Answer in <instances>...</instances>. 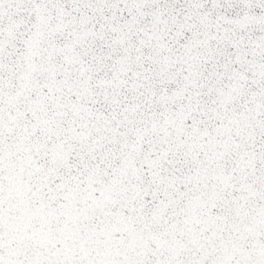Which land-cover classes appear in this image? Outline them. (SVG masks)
I'll return each mask as SVG.
<instances>
[{
	"label": "snow or ice",
	"instance_id": "6c2138e0",
	"mask_svg": "<svg viewBox=\"0 0 264 264\" xmlns=\"http://www.w3.org/2000/svg\"><path fill=\"white\" fill-rule=\"evenodd\" d=\"M0 264H264V0H0Z\"/></svg>",
	"mask_w": 264,
	"mask_h": 264
}]
</instances>
